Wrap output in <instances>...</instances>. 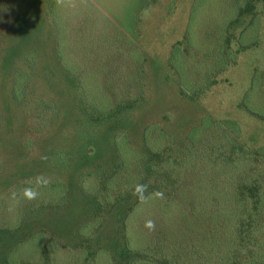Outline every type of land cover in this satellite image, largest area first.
I'll use <instances>...</instances> for the list:
<instances>
[{"label": "trees", "instance_id": "trees-1", "mask_svg": "<svg viewBox=\"0 0 264 264\" xmlns=\"http://www.w3.org/2000/svg\"><path fill=\"white\" fill-rule=\"evenodd\" d=\"M86 1L0 0V264H264V133L171 129L262 45L264 0H190L168 71L141 45L157 0ZM236 106L264 122V62Z\"/></svg>", "mask_w": 264, "mask_h": 264}, {"label": "rangeland", "instance_id": "rangeland-1", "mask_svg": "<svg viewBox=\"0 0 264 264\" xmlns=\"http://www.w3.org/2000/svg\"><path fill=\"white\" fill-rule=\"evenodd\" d=\"M110 7L117 14L125 13L131 7L128 0H113ZM190 0H157L144 9L140 16L141 45L152 59L158 71H168L165 65V54L168 45L179 38L185 21ZM86 10L90 8L84 0ZM76 5V1L73 6ZM117 7V9H116ZM13 8V6H12ZM94 8V7H93ZM264 62V42L259 47L246 49L239 53V58L224 74L213 88L197 100L184 101L178 109L177 117L171 125L172 131L179 136L183 133L187 121H191L196 112L206 110L214 116L233 117L242 127L244 140L249 144L261 141L264 133V122L259 121L236 106L242 89L245 87L251 65ZM92 73V72H91ZM98 73L90 74L89 82L96 88Z\"/></svg>", "mask_w": 264, "mask_h": 264}]
</instances>
